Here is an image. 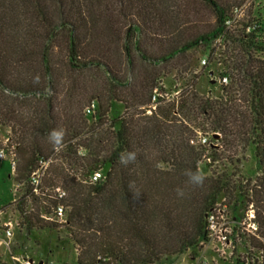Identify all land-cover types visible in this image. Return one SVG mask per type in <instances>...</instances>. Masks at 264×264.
Listing matches in <instances>:
<instances>
[{
  "label": "trees",
  "instance_id": "trees-1",
  "mask_svg": "<svg viewBox=\"0 0 264 264\" xmlns=\"http://www.w3.org/2000/svg\"><path fill=\"white\" fill-rule=\"evenodd\" d=\"M242 1L200 0L213 21L198 30V19L181 17L185 0H173L171 18L163 0H0V127L9 130L21 186L10 204L27 233L54 230L44 214L63 204L77 264H95L98 256L111 264L159 262L196 245L218 195L236 190L233 172L194 186L184 171L199 170L207 147L213 161L232 164L251 146L261 174L244 191L258 205L264 239V42L255 29L245 33L249 23L226 25ZM215 39L228 82L204 95L196 84L208 65L191 72L187 53ZM188 69L189 78L180 75ZM174 71L184 86L168 96L161 78ZM117 105L122 110L110 117ZM58 128L66 134L54 148L48 134ZM199 134L216 136L205 145ZM126 150L137 152L127 167L118 163ZM96 169L103 179L85 182ZM254 246L264 252L263 241Z\"/></svg>",
  "mask_w": 264,
  "mask_h": 264
},
{
  "label": "rangeland",
  "instance_id": "rangeland-1",
  "mask_svg": "<svg viewBox=\"0 0 264 264\" xmlns=\"http://www.w3.org/2000/svg\"><path fill=\"white\" fill-rule=\"evenodd\" d=\"M162 3L167 7H165L166 11L170 9L171 13L167 12L169 16L172 14L177 15L176 8H173V0H163ZM181 7H183L180 10V13L182 11L183 16L181 17L183 20L188 16L190 20L198 19V23H201L198 30H206L213 21L212 13L200 3V0H185L184 5ZM236 10L237 13H235ZM228 14L232 18L236 17L239 22L249 23L253 29L250 28L247 31L248 26L245 33L255 29L258 38L264 42V0H243L231 7ZM235 14L236 16H234ZM220 45H222L221 39H215L207 45L192 48L187 53L188 61L186 64L190 65L191 72H198L202 65H208L197 80L196 90L200 94L217 95L220 92L221 84L228 82L225 76L220 77V73L224 71V66L219 59V53L223 49ZM211 49H214L215 52L213 53V60L208 63L207 57ZM203 59L206 60L205 64L202 63ZM179 67L182 68V66ZM175 73L174 71L173 74L161 78V85L168 96L174 95L184 86V80L181 79V76L186 78L190 76L189 69L182 72L180 77L175 76ZM224 78H226V81H223ZM121 110V106L117 105L115 113L110 114V117ZM95 114L96 111L92 115ZM87 117L89 120L94 118L89 115ZM8 136L9 130L6 127H0V151L2 150L5 154V158L0 161V239L8 244L7 247L0 246V264H16V261L10 258L11 254L29 256L33 259V264H77L76 252L69 241V233L64 226L66 221L55 219L53 213L44 214L50 220L56 222L57 227L54 230L33 229L27 233L25 227H21L22 217L17 212L16 206L10 204L13 202L12 200L19 196L21 186L13 178L17 159L13 147L9 144ZM215 136L210 137V135L199 134V142L207 145V141L212 140L211 138ZM203 137H206L205 143L201 142ZM220 150L218 149L216 152H220ZM12 154H14L16 161L14 170L10 166ZM205 154L206 157L198 162L199 170L204 176L234 173L231 178L235 183L236 190L230 194L220 193L213 205L218 219L225 222L227 239L223 241L216 236L208 239L203 236L205 240L203 238L199 239L196 245L179 253L163 255L159 262L152 264H264V252L254 246L257 240L264 243V239L259 233L261 229L257 221L258 205L251 198L250 192L244 191L245 188L252 186L255 179L261 174L260 167L253 156V147L249 146L244 152L237 153L236 156L239 161L232 164L225 159L213 161L212 150L209 147H207ZM46 165L47 163H43L41 168L39 167L36 170L38 173L36 176L37 182ZM101 172L103 171L101 170ZM55 191L61 193L63 190L56 188ZM35 192L38 193L37 190ZM29 206L30 203L26 207L27 210H30ZM64 209L66 220V213L69 208L64 206ZM252 214L253 217H251ZM8 222L10 223L9 226H7ZM8 227L12 234L10 237L5 235V230Z\"/></svg>",
  "mask_w": 264,
  "mask_h": 264
},
{
  "label": "built area",
  "instance_id": "built-area-1",
  "mask_svg": "<svg viewBox=\"0 0 264 264\" xmlns=\"http://www.w3.org/2000/svg\"><path fill=\"white\" fill-rule=\"evenodd\" d=\"M235 13H237V10ZM234 16H236V14ZM234 20H236V17H233V18L226 20V25L230 26ZM250 28L253 29V27L249 26L247 28V31H249ZM205 62H206V60L203 59L202 63L205 64ZM223 81H226V78H224ZM152 99L154 100V96L152 97ZM95 108H96L95 102H91V104H89L85 108L84 114L89 115V116L92 115L95 112ZM201 142L205 143L206 137H203L201 139ZM4 158H5V154L1 150L0 151V161H2ZM15 162L16 161L14 159V154H12V157L10 159V166L13 170L15 168ZM41 166H40V168H41ZM37 174L38 173L36 171L33 172V174H32V180L31 181H32V184L34 186H36L38 183L37 179H36ZM102 179H103V173L101 172L100 169H98V170H94L92 173H90L87 176V179L85 180V182L94 184V183L99 182ZM34 190H36V189H34ZM63 195H64V191H62L61 193L58 192V197H62ZM215 210H216L215 207L212 206L205 213V216H204V236H206L207 239L213 238L214 236H216L219 240L226 241V239H227L226 231L227 230L224 227L225 222H224V220L220 221L218 219V216H216V214H215ZM219 213H221V212L219 211ZM53 217L55 219H59L60 221H65V209H64V206L62 204H58L53 208ZM251 217H253V214ZM9 224L10 223L8 222L7 226H9ZM254 229H255V226H254ZM5 235H6V237L11 236V231H10L9 227L5 230ZM3 242L4 241H2V243ZM5 244H7V242H5ZM13 260L16 261V264H33V260H31L28 256L13 257ZM109 263H110V258L98 256L95 264H109Z\"/></svg>",
  "mask_w": 264,
  "mask_h": 264
},
{
  "label": "clouds",
  "instance_id": "clouds-1",
  "mask_svg": "<svg viewBox=\"0 0 264 264\" xmlns=\"http://www.w3.org/2000/svg\"><path fill=\"white\" fill-rule=\"evenodd\" d=\"M35 83L39 82V77H36L34 80ZM65 130L62 128L53 129L48 134V140L52 143L54 148L59 147L63 143V138L65 136ZM137 160L136 150H126L122 152L119 156L118 163L127 167L129 164L135 163ZM184 175L188 177V183L194 186H202L205 180L204 174L200 171H192L191 169H186ZM175 192L178 197L183 198L186 193L183 188L177 187Z\"/></svg>",
  "mask_w": 264,
  "mask_h": 264
},
{
  "label": "crops",
  "instance_id": "crops-1",
  "mask_svg": "<svg viewBox=\"0 0 264 264\" xmlns=\"http://www.w3.org/2000/svg\"><path fill=\"white\" fill-rule=\"evenodd\" d=\"M13 199H14V198H13ZM12 201H14V200H12ZM11 235H12V234H11ZM2 241H3V240L0 239V242H1V243H0V246H3V245H4V246L7 247L8 244H5V241L2 243ZM71 245H72V244H71ZM72 247H73V246H72ZM74 251H75V250H74ZM75 254H76V253H75ZM21 256H22V255H21ZM25 256H26V255H25ZM13 257H18V255H13V254H11V255H10V258L13 259ZM28 257H29V256H28ZM29 258H30L31 260H33L31 257H29ZM2 259H3V258H2ZM3 261H4V260H3ZM33 263H34V262H33Z\"/></svg>",
  "mask_w": 264,
  "mask_h": 264
}]
</instances>
